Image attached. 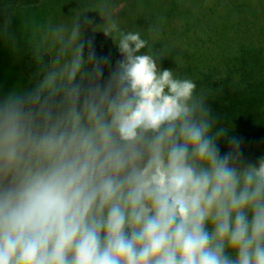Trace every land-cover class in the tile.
Segmentation results:
<instances>
[{
  "label": "clouds",
  "instance_id": "9594fccd",
  "mask_svg": "<svg viewBox=\"0 0 264 264\" xmlns=\"http://www.w3.org/2000/svg\"><path fill=\"white\" fill-rule=\"evenodd\" d=\"M103 33L114 67L77 25L0 93V264H264V156L140 32Z\"/></svg>",
  "mask_w": 264,
  "mask_h": 264
},
{
  "label": "trees",
  "instance_id": "16d2710c",
  "mask_svg": "<svg viewBox=\"0 0 264 264\" xmlns=\"http://www.w3.org/2000/svg\"><path fill=\"white\" fill-rule=\"evenodd\" d=\"M41 1L0 0V93L15 86L12 80L24 88L33 87L51 67L50 53L37 45L29 28L34 15L28 8ZM195 1L169 0L167 8L162 0H142L149 11L136 18L145 25L137 30L144 29L142 38L149 40L154 52L165 55L158 61L161 68L190 78L198 90L210 92L208 102L219 117L218 127L228 128V136L241 141L245 162H256L264 156L262 0H198L197 9L189 7ZM65 2L47 3L70 16L73 13ZM79 2L70 6L72 12L83 3ZM108 25L102 24L101 29ZM175 35L186 39L185 48L174 45ZM219 147L222 155L229 151L227 139Z\"/></svg>",
  "mask_w": 264,
  "mask_h": 264
},
{
  "label": "rangeland",
  "instance_id": "374dc122",
  "mask_svg": "<svg viewBox=\"0 0 264 264\" xmlns=\"http://www.w3.org/2000/svg\"><path fill=\"white\" fill-rule=\"evenodd\" d=\"M163 5L169 8V0H162ZM48 0H42L35 8H28L29 14H33L29 22L31 23L30 31L35 34L37 38V45L47 50L51 55V61L56 54V50L61 47V37H66L71 33V30L77 25L80 26L82 38L92 39L94 37V47L98 57H109L111 64L114 67L116 62L123 57L120 55L118 48L115 46L114 41L110 37H106L101 29V25H108L115 22L119 25L120 29H128V31H136L140 29L138 26H145L144 22L137 21L144 15V12L149 11L143 7L142 0H66L67 6L71 9L70 16L60 13L57 5L47 3ZM72 12L71 5L77 6ZM198 0L191 3L189 7L197 9L196 5ZM264 8V1L262 0ZM149 6V5H147ZM183 6V4H182ZM183 9V7H182ZM35 11V12H34ZM28 14V12H27ZM85 18H92L94 23L87 25L84 23ZM181 19H178V25ZM262 22L264 23V17ZM150 26L148 25V28ZM180 28V27H179ZM141 33L144 29L137 30ZM118 36V34H116ZM170 36V34H168ZM89 37V38H88ZM173 43L175 46L185 48L187 45L184 37L173 36ZM172 37H169L171 40ZM155 51V50H154ZM163 54V53H162ZM108 69H105V78H107ZM12 82L16 85L15 81Z\"/></svg>",
  "mask_w": 264,
  "mask_h": 264
}]
</instances>
